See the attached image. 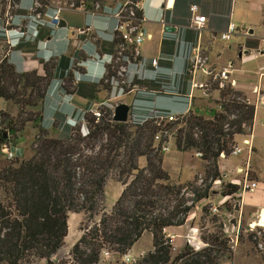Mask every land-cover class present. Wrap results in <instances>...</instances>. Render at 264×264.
<instances>
[{
	"label": "trees",
	"instance_id": "16d2710c",
	"mask_svg": "<svg viewBox=\"0 0 264 264\" xmlns=\"http://www.w3.org/2000/svg\"><path fill=\"white\" fill-rule=\"evenodd\" d=\"M138 1L131 0L133 7ZM142 20V9L134 7L133 26L140 28ZM108 45L106 50L114 51V44ZM258 45V39L245 42L249 49ZM123 48L130 54L133 47L123 44ZM6 66L12 75L0 76V96L9 99L13 65ZM34 80L27 86L37 88L40 77ZM136 83L154 87L153 83ZM242 95L224 88L216 100L220 109H211L207 116L190 111L174 122L132 125L114 121L111 111L101 108L98 120L91 113L84 115L85 135L79 126L66 128L58 137L38 128L30 155L0 166V264H32L36 260L52 264V256L64 245L69 213L97 217L80 227V236L69 252L71 264H98L103 250L122 256L144 232L151 234L152 249L136 264H221L225 258L231 259L228 238L221 230L200 236L202 248L186 244L171 257L165 229L185 224L196 204L208 198L212 183L221 179L220 155L228 157L235 136L251 132L255 106ZM160 131L171 134L175 150L201 153L200 184H196V175L184 183L170 181L161 150L167 136L154 142ZM140 158L145 161L142 167ZM111 177L123 188L105 212L101 208L104 186ZM237 191L238 185L228 182L221 195L232 197ZM247 240L257 242L252 232Z\"/></svg>",
	"mask_w": 264,
	"mask_h": 264
},
{
	"label": "rangeland",
	"instance_id": "374dc122",
	"mask_svg": "<svg viewBox=\"0 0 264 264\" xmlns=\"http://www.w3.org/2000/svg\"><path fill=\"white\" fill-rule=\"evenodd\" d=\"M72 1L31 0L28 5L30 8L22 11L19 8L21 5L24 6L21 4V0H0V76L12 75L11 69L6 65H13V86L8 92L10 98L4 99L0 96V166L10 161L5 155L4 148H11L12 160L29 156L38 128L46 130L51 137H58L68 127H80L82 122L78 117L83 113L87 114L88 109L96 107L104 109L100 103L109 96V83L103 82V80L92 84L82 81V74L85 70L80 66L82 55L79 50L67 43H65L63 52L55 53L51 50L47 54L45 51L50 50L47 46V37L49 36L51 40L55 37V33L54 35L50 34L51 28L38 25L37 39L12 46L13 39L10 37L13 36V32L10 29L13 28V25L18 28L17 22L20 20L22 29L26 27V24L28 28V19H23V13H31L32 19L41 23V21L48 20L46 16L48 11L56 6L67 7ZM231 9L233 12L231 21L236 30L231 34L229 40L223 42L229 43L238 37V41L245 43L244 31L252 30V33H246L247 40L255 39L252 36H256L260 41L259 50L261 48L264 50V0H233ZM133 20L130 21L131 26L135 25L132 23ZM33 26L35 23H32L30 28L32 29ZM43 28L45 31H42ZM137 29L139 28L137 27ZM68 34H71V31ZM38 40H43V43ZM125 50L127 51V49ZM118 51H120L119 47L114 51L116 58L120 57ZM131 61L133 60L131 59ZM125 65L127 62L120 58L116 59L112 69L109 67V79L113 77L115 83L123 84L125 89H129L135 80L130 85L122 83L126 78L122 68ZM260 65H264V53L243 65L247 72L245 84L249 91L255 84L259 85V91L264 90V70L259 76ZM38 77L40 80L36 84L37 88L27 86ZM54 84H57L58 88L55 87L56 89L51 92L50 86H54ZM135 86L138 84L136 83ZM42 94L43 96H41ZM239 99L241 100V97ZM129 101V98L124 96L111 101V104ZM252 101L257 107L254 136L250 138V133L246 132V134L237 137L239 146H244L241 142L243 138H250L252 151L248 152V148L244 146L245 148L238 155L229 154L226 159L220 161L221 179L212 183L208 198L198 202L192 209L185 221L184 230L180 231V234L166 233L171 244V257L176 255L186 244L196 250L202 248L204 243L200 236L221 230L228 238L232 256L231 259L225 258L221 264H264V226L258 224L260 213L258 209L264 205V105L262 101L259 103L255 101L254 97ZM219 106L217 104L215 109H218ZM85 127L87 128V124ZM170 149L165 154L163 153L166 160L164 168L170 176V181L184 183L192 181L196 175L198 177L196 184H200L203 178V164L195 156V151L180 153L174 149L173 140L170 142ZM247 161L251 166V169L248 170L247 180H257V187L252 192L247 190L243 192L240 189V184L245 178L242 173L237 174L234 169L236 164L241 167ZM138 164L140 167L144 166V158H140ZM223 174L225 177L222 176ZM228 182L238 185V191L232 197L221 195L224 184ZM122 188L123 186L114 177L107 179L101 205L103 211L108 212L111 209ZM203 207H207L206 212L202 211ZM96 219L97 217L88 218L85 213H69L64 245L52 256V264H71L69 252L80 236V227L87 223L91 224ZM251 232L255 234L256 243L247 240ZM151 244V234L144 232L133 244L132 250L127 253L132 258H136L137 262L147 251L152 249ZM32 264L46 263L45 260H36ZM99 264L125 263L122 262L120 255L110 252L107 257H101Z\"/></svg>",
	"mask_w": 264,
	"mask_h": 264
},
{
	"label": "crops",
	"instance_id": "0c3cea01",
	"mask_svg": "<svg viewBox=\"0 0 264 264\" xmlns=\"http://www.w3.org/2000/svg\"><path fill=\"white\" fill-rule=\"evenodd\" d=\"M21 1V4L24 6H28L31 3V0ZM232 2L233 0H173V7L165 10L159 0H141L140 8L143 12V20L140 25V31L145 37L142 42L136 46L138 53L135 57L147 61L151 58H160L157 69L159 71V77L158 79L152 78L154 68L150 64H147L146 68L141 71L144 77L135 78V81L153 83L154 87L143 86L147 91H153V95H141L139 93V88H142V86L140 87L138 85V87L135 86L136 84H132L125 96L129 98V100L142 96L154 105L166 108L173 114L178 115L183 111V102L164 90V87H170V77L174 75V82L179 86L180 94H191V112L207 116L211 109L217 108L216 100L219 99V90L216 88V80L218 78V73L222 70H226L228 71L229 79H234L235 81L233 89L242 92L248 103L253 104V97L255 101L259 103L262 98H264V90L259 91V85L256 84L252 85L251 91L247 89L245 84L247 81L245 74L247 72L243 68V65L255 59L257 55H262L264 53L262 48L259 50L260 41L257 48L249 49L245 46L244 42L237 40L239 39L238 37L229 43L223 42L224 40L220 38V35L226 31L227 25L233 23L231 21L233 16L231 9ZM192 4H196L198 13L205 17V21L199 28H196L190 21L191 15L189 6ZM93 21L94 24L99 27H107L108 29L112 27V22L110 20L106 21L96 18ZM167 24L173 25L175 31L172 33L165 32L163 28ZM42 31H45V28H43ZM247 32L249 33V30L244 31L246 40ZM65 34V30H57L52 40L48 36L47 46L50 50L45 52L47 54H49L51 50L55 53L63 52L65 49ZM175 36H179L183 41L190 44L192 49L188 50L187 54L190 57L188 60L182 58L181 55H183L185 51L180 47L179 42L174 39ZM252 37L258 39L256 36ZM104 38L105 42L102 45V50L103 52H111V50H106L109 47L108 44H110L109 36L105 35ZM41 41L43 43V40ZM104 58L106 59L107 57ZM63 63H65V61H63ZM86 67L89 71L88 75H97L102 72V67L94 63H88ZM134 68L135 66L128 67L127 74L129 78ZM259 70L260 76L264 70V65H260ZM168 74H170V77ZM55 89V85L50 86L51 92ZM253 105L255 106V111L252 129L249 134L250 138L254 136L253 129L255 127L257 110L256 104ZM238 136L239 135L235 136L236 144H238ZM250 138L247 139L250 141ZM247 151L251 152L252 150L247 149ZM197 158L200 159L199 157ZM226 158L224 156L219 158L218 167L220 172V161ZM165 162L166 160L163 158V166H165ZM238 165L239 164H236L235 168L239 167ZM248 169H251L249 164ZM222 176L225 177V174ZM256 177L259 179L257 174ZM262 208H264V205L258 210ZM184 227L185 224L178 227H168L165 229V233L178 235L180 231L184 230ZM131 250L132 248L130 251Z\"/></svg>",
	"mask_w": 264,
	"mask_h": 264
},
{
	"label": "built area",
	"instance_id": "2783aa9c",
	"mask_svg": "<svg viewBox=\"0 0 264 264\" xmlns=\"http://www.w3.org/2000/svg\"><path fill=\"white\" fill-rule=\"evenodd\" d=\"M159 1L163 9L165 10L171 9L173 7V0ZM140 3L141 0L139 3L136 2L134 4V7L140 8ZM134 7L132 2L129 0H102L101 2H92V0L91 2L90 0H73L72 3L70 2L67 7L56 6L52 10L48 11L46 13L48 20L41 21V23H38L36 20H33V15L31 13H23V19H28V28H30L32 23H35V26L32 27L35 32L37 31L38 25H41L51 28L52 30L50 31V34L53 33V35L56 30H59V28H57V24L62 17L61 14L63 11L83 14L85 21L81 27L66 25V27L62 28V30H65L66 32L64 40L65 43L75 47L76 50L80 51V54L82 55L80 66L86 67V64L94 63L105 69L103 77L98 80L97 83L101 80H103V82L109 83V96L106 100L100 103V105H102L104 109H108L111 111L112 118L114 117L115 107L118 104H111V101L123 98L128 92V89H125L123 84L121 85L115 83L113 77L109 79L110 73H108V68L110 67L112 69L113 64L116 63V59L118 60V58H120L122 61L127 62V65H125V67H122L126 74V78L122 83H127V85H130L133 80H135V78H143L144 76L142 75L141 71L146 68L147 64H150L154 68L152 78L158 79L159 77V71L157 69L158 61L160 58H151L149 61H147L145 59H139L135 57L138 53L136 46L140 42H142L145 36L140 31V28L137 29V27L130 25V21L134 19ZM19 8L22 11H26L30 7L21 5L19 6ZM189 11L191 15V23L196 28H199L205 21V17L198 13V7L196 4L190 5ZM96 18L103 19L106 21L110 20L112 22V27L108 29L107 27H99L95 25L93 20ZM17 24L19 25L17 31H19V33L23 34L24 36H27L29 40H32L33 36L27 35V24L24 29H22V27L20 26V20L19 22H17ZM235 30L236 28L234 24L229 23L227 25L226 31L220 35V38L222 40H229L231 34H233ZM69 31H71V34H68ZM105 35L109 36V42L114 44V51L117 47L120 48V51H118L120 57L116 58L114 51L103 52L102 45L105 42ZM174 39L179 42L180 47L185 51L183 52V55H181L182 58L184 60H188L190 58L187 54L188 50L192 49L190 44L188 42L183 41L179 36H175ZM123 44H129L133 47L132 54L124 53ZM104 57L108 58L109 63H106L103 60ZM131 59L133 61H131ZM129 66H135L134 71L132 72V74H130V78L127 74ZM82 75H84V73ZM168 76L170 77V74H168ZM174 77V75H171V85L170 87H164V90H166L167 93L171 94L176 99L183 102L182 112H180L178 115L173 114L168 109L156 106L153 103L147 101V99L143 98L142 96H139L132 98L129 102L125 103L129 107L127 113V120L125 122H129L132 125H142L148 121H154L156 123H160L161 121L174 122L179 118H182L184 115L188 114L191 111V94L181 95L179 92V86L176 85L174 82ZM217 77L218 78L216 80V88L218 90H222L227 87H234L235 81L234 79H229L228 71H220ZM139 93L145 96L153 95V91H147L146 88H144L143 86L142 88H139ZM261 101L264 104V98H262ZM220 108L221 107L219 106L218 109ZM86 113H91L95 120H98L101 117V111L97 107L88 109ZM84 115L85 113L80 115V120L85 126ZM84 129L85 128H82V130ZM82 134L85 135L86 130H84ZM165 135L167 136V140L163 141L161 145V150L163 153H166L170 150V142L172 141L171 134H168L167 131H160L154 135L155 143L160 142ZM242 144L246 148L250 149V141L247 138L242 140ZM244 146L242 147L235 144L232 147L230 155H238L242 152ZM4 151L6 157L8 159H12L13 152L11 151V148H4ZM195 155L201 158L200 152H195ZM220 156L223 157L224 155L221 154ZM248 170V161L245 165L235 168L237 174L242 173L244 175L245 179L240 184V189L243 190V192L246 190L252 192L257 187L256 181L247 180ZM108 255L109 252L106 250H103L101 253V257H107ZM121 260L125 264H134L136 262V258H132L128 253L123 254L121 256Z\"/></svg>",
	"mask_w": 264,
	"mask_h": 264
},
{
	"label": "water",
	"instance_id": "95a60500",
	"mask_svg": "<svg viewBox=\"0 0 264 264\" xmlns=\"http://www.w3.org/2000/svg\"><path fill=\"white\" fill-rule=\"evenodd\" d=\"M61 15L62 17L57 24V28L59 29L66 27V25L81 27L85 21V18L81 13L63 11ZM163 30L167 33H172L175 31V27L173 25L167 24L166 26H164ZM251 32L252 30H249V33ZM128 109L129 107L127 104H118L115 107L113 120L118 122H125L127 120Z\"/></svg>",
	"mask_w": 264,
	"mask_h": 264
},
{
	"label": "clouds",
	"instance_id": "9594fccd",
	"mask_svg": "<svg viewBox=\"0 0 264 264\" xmlns=\"http://www.w3.org/2000/svg\"><path fill=\"white\" fill-rule=\"evenodd\" d=\"M10 31L13 32V36L10 37L11 39H13V44H12V46H18L20 43L29 40L27 36H24L23 34L19 33V31H17V28H16L14 25H13V28L10 29ZM27 35H29V36H30V35L33 36V39H32V40L38 38V33L35 32L33 29H30V28H27ZM10 38H9V39H10ZM38 41H39L40 43H42L41 40H38ZM103 60H104L106 63H109V62H108V58H106V59L104 58ZM84 69H85V70H84V75H83V77L81 78V80H83V81H88V82H90L91 84H92V83H97V81L100 80V79L103 77L104 73H105V69H103V67H102V72L99 73V74H97V75H88V74H89L88 68H87V67H84ZM57 84H58V82H57ZM57 84H54L56 88H58V87H57ZM58 85H59V84H58ZM71 119L74 120L73 118H71ZM70 125H71V124H70ZM82 128H85L84 130H86V132H87V128L84 126V124H81V126H80L81 132L84 131V130H82Z\"/></svg>",
	"mask_w": 264,
	"mask_h": 264
},
{
	"label": "bare ground",
	"instance_id": "6f19581e",
	"mask_svg": "<svg viewBox=\"0 0 264 264\" xmlns=\"http://www.w3.org/2000/svg\"><path fill=\"white\" fill-rule=\"evenodd\" d=\"M259 223V225H262V226H264V208H262L261 210H260V213H259V221H258ZM257 224V225H258Z\"/></svg>",
	"mask_w": 264,
	"mask_h": 264
}]
</instances>
